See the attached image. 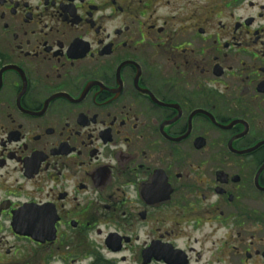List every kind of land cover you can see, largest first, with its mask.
<instances>
[{
	"label": "flooded vegetation",
	"instance_id": "1",
	"mask_svg": "<svg viewBox=\"0 0 264 264\" xmlns=\"http://www.w3.org/2000/svg\"><path fill=\"white\" fill-rule=\"evenodd\" d=\"M0 264H264V1L0 0Z\"/></svg>",
	"mask_w": 264,
	"mask_h": 264
},
{
	"label": "rangeland",
	"instance_id": "2",
	"mask_svg": "<svg viewBox=\"0 0 264 264\" xmlns=\"http://www.w3.org/2000/svg\"><path fill=\"white\" fill-rule=\"evenodd\" d=\"M177 1V0H176ZM262 2L264 1V0H261Z\"/></svg>",
	"mask_w": 264,
	"mask_h": 264
}]
</instances>
